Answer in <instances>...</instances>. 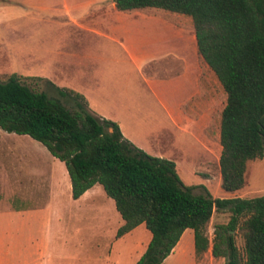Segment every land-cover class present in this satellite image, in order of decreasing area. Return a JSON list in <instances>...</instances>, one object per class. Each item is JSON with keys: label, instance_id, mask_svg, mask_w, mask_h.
I'll return each instance as SVG.
<instances>
[{"label": "trees", "instance_id": "obj_1", "mask_svg": "<svg viewBox=\"0 0 264 264\" xmlns=\"http://www.w3.org/2000/svg\"><path fill=\"white\" fill-rule=\"evenodd\" d=\"M108 1L121 12L156 9L190 19L197 53L225 94L220 188L240 190L246 164L264 156V0ZM43 82L56 96L30 89L14 74L0 81V130L29 137L63 163L73 200L99 184L123 222L116 238L142 224L150 238L134 264H162L186 229L192 231L194 254L204 253L214 211L230 217L213 227L211 257L223 264H264V195L212 199L203 187L194 194L171 160L136 148L115 123L92 115L81 95ZM235 229L243 239V263L229 235Z\"/></svg>", "mask_w": 264, "mask_h": 264}, {"label": "rangeland", "instance_id": "obj_2", "mask_svg": "<svg viewBox=\"0 0 264 264\" xmlns=\"http://www.w3.org/2000/svg\"><path fill=\"white\" fill-rule=\"evenodd\" d=\"M104 4L111 3L108 1ZM118 13L119 16L136 13L141 19V24L138 25L140 29L130 33L135 34L137 31L136 34L149 39H131L135 49L141 44L148 46L153 52H161L179 45L178 30L193 31L190 19L180 14L156 9ZM143 17L146 20H143ZM39 19L47 21L44 26L33 24ZM15 23L0 26V81L14 74L21 77L22 82L30 89L45 92L48 97L56 96V93L43 81L50 80L55 87H66L80 93L87 110L96 117L116 123L125 140L150 156L171 160L181 183L186 187H194V194H202L203 187L212 199H253L264 195V156L249 161L246 164L242 188L234 193H227L220 188L216 142L212 143L208 157L198 160L192 155L190 147L193 150L199 148L192 143L189 136L170 129L166 115L145 90L141 79L151 75L157 76V79L159 76H166L164 70L170 74L175 73L178 66L171 58L163 59L156 65L139 71L128 62L115 44L90 32L80 31L66 24L62 18L54 19L34 14L20 18ZM147 27H150V30L144 29ZM14 29L18 30L14 32ZM154 36L157 39L159 36L162 40L155 41ZM26 76H35L33 78H40L42 81H34ZM205 90L208 103L206 109L213 118L224 106L225 94L214 76L213 80H208ZM67 108L70 107L67 105ZM19 138L21 140H18L20 143L16 148L18 152L24 151L22 154L29 155V158L15 159L14 134L0 130V214L13 205L14 189L28 187L33 189L30 192L34 191L38 195V188L44 185L42 181L47 178L46 183L48 182L51 167L49 154L38 142L26 136ZM170 138L177 146L170 147ZM173 147L178 149L175 155H172L173 150L170 151ZM56 162L66 172L63 163ZM15 169L22 174L17 178V185H14ZM65 176L70 187L67 173ZM61 191L58 201L63 207H67L73 199L69 190ZM91 195L92 201L89 204L97 207L103 205L105 200L110 201L98 184L93 186ZM63 216L60 217L65 218ZM68 217L66 220L55 219L51 222L46 264H133L150 238L143 225H139L122 238L113 239L114 233L111 229L98 234L95 233L94 227L85 226L84 223L81 226L75 222L69 223L73 217L70 220ZM229 217L230 213L227 211L212 212L205 227L209 246L204 253L194 254L192 232L186 230L187 233L183 236V241L187 243L185 253L182 257L173 256L162 264H223L222 258L211 257L210 240L213 227L226 225ZM5 225L1 217L0 235ZM229 235L233 237L243 263L242 236L237 229L229 231ZM0 245L5 248L9 246V242L3 240ZM8 263L14 264V257H2L0 252V264Z\"/></svg>", "mask_w": 264, "mask_h": 264}, {"label": "crops", "instance_id": "obj_3", "mask_svg": "<svg viewBox=\"0 0 264 264\" xmlns=\"http://www.w3.org/2000/svg\"><path fill=\"white\" fill-rule=\"evenodd\" d=\"M106 2L108 0H0V26L15 25L18 19L34 14L54 19L59 17L66 24L80 31L90 32L101 39L115 44L128 62L139 71L156 65L163 59L171 58L178 66V70L175 73L170 74L169 71L166 72L164 70L166 76H159L158 79L157 76L153 75L145 76L141 79L142 85L150 93L152 100L166 115L170 123V129L179 134H187L192 143L198 146L199 150H193L190 147L191 153L196 156V159L201 160L203 157H208L214 141L218 148V155H220L221 148L218 139L221 111L212 118L206 109L208 103L205 96V87L209 79L213 80L214 75L197 53L193 31L183 32L178 30L179 45L164 49L161 52H153L148 49V46H141V44L138 49H135L131 39H149V37L143 38L141 34H136L137 31L136 35L130 33L132 30L140 29L138 25L141 24V19L136 13L119 16L120 13L118 12L121 11L116 10L111 4H104ZM112 16L117 17L114 18ZM142 19L146 20L145 17ZM147 19L152 20V18ZM46 22L43 19H39L33 24L44 26ZM168 27L172 28L170 25ZM148 28L150 27L144 29L150 30ZM16 30L18 29H14V32ZM153 39L155 41L162 40L159 36L158 39L156 36ZM58 88L74 91L61 86H58ZM19 136L23 135L14 134V157L15 159L18 157L21 159L29 158V155L22 154L24 151L18 152L16 148L18 143H20L18 140H21ZM171 146H177L172 138H170ZM174 147L170 148V151L173 150L172 155L177 154L176 151H178ZM49 156L51 158V167L48 182L46 183L47 178L46 181H42L44 185L38 188V195L34 191L33 193L30 192L33 189L28 187L26 189H14L13 205H10L6 212L4 211L0 214V218L2 217L6 224L1 232L0 242L3 240L9 242V246L5 247L7 249L0 245L1 256L14 257V264H46L52 220H66L68 216L70 220L73 217L69 223L75 222L80 226L84 223L85 226L94 227L95 233L98 234L111 229V232L114 233L113 239L116 238V230L123 224L114 209L112 200L108 197L110 201L105 200L103 205H99V207L89 204L92 201L91 190L95 184L77 199H71L72 203L67 207H63V204L59 203L58 199L61 196L62 189L70 191L66 181V172L56 162L58 161L57 159L50 154ZM16 169L14 170V185L18 184L17 178L22 175ZM87 216H93L94 218H88ZM186 230L183 231L172 252L163 262L173 256L182 257L185 253L187 243L183 241V236L187 233ZM188 240H190V237ZM142 252L136 257L135 261Z\"/></svg>", "mask_w": 264, "mask_h": 264}]
</instances>
